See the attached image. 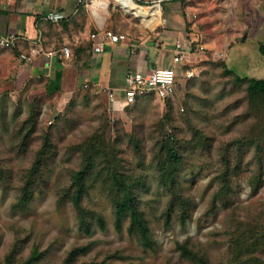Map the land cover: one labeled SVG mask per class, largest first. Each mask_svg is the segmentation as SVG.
<instances>
[{
	"label": "rangeland",
	"instance_id": "374dc122",
	"mask_svg": "<svg viewBox=\"0 0 264 264\" xmlns=\"http://www.w3.org/2000/svg\"><path fill=\"white\" fill-rule=\"evenodd\" d=\"M106 1L98 8L100 17L88 8L82 21L101 22L103 28L124 33L137 50L153 49V58L163 56L159 66L171 60L168 54L176 39H195L176 68L174 95L167 100L140 94L117 113L100 89L81 83L74 91L50 94L45 78L22 76L26 61L0 59V264H6L10 254L13 264H22L35 247L40 254L36 264H64L69 251L82 245L88 249L78 261L108 257L112 264H197L182 252L183 244L204 254L209 264H264V237L255 252L232 260L235 235L248 236L253 227L264 234V109L259 114L249 109L246 82L238 83L229 71L264 78V57L258 50L264 42V0H197L203 5L197 13L180 0H135L147 7L159 4L160 20L154 28L113 0ZM64 45L70 47V57L71 43L61 41L55 47L61 53ZM111 51L107 47L96 54L107 61L120 55ZM114 72L121 81L117 68ZM257 130L258 148L253 140ZM97 131L108 151H117L119 169L132 181L142 180L137 192L149 221L151 247H144L126 223L116 230L104 185L94 178L86 182L83 205L105 217V229L95 226L90 234L79 230L72 203L62 196L80 167L73 146ZM46 133L54 149L30 187L33 195L27 206H15ZM171 133L184 145L178 187L190 204L183 220L177 209L166 220L169 195L157 178V143ZM236 141L242 143L240 166L231 170L227 195L214 199L221 152ZM229 155L236 158L234 151Z\"/></svg>",
	"mask_w": 264,
	"mask_h": 264
},
{
	"label": "trees",
	"instance_id": "16d2710c",
	"mask_svg": "<svg viewBox=\"0 0 264 264\" xmlns=\"http://www.w3.org/2000/svg\"><path fill=\"white\" fill-rule=\"evenodd\" d=\"M61 21H63V19ZM6 33L8 32H0V34ZM258 50L264 57V42L258 44ZM229 71L235 73V80L238 83L246 82L249 109L258 112L257 114L262 112L264 109V78L242 76L237 74L233 69H229ZM56 78L57 81H59L60 75L58 74ZM53 85V88L48 86V93L55 90V83H53ZM167 100H169V98H167ZM256 128H258V124ZM259 132L260 130H257L256 136L253 137L256 148L261 147V145H259L261 139ZM174 136L175 135L171 133L158 141L157 146H159L154 156L158 158L157 162L155 160L158 169V182L166 189L169 195V201L165 210V218L169 220L173 211L177 209L178 211L181 210L180 218L183 220L184 217L189 214L188 205L190 204L188 198L182 194L178 187L180 182V166L184 160V155L182 154L184 145L180 140L175 139ZM248 140L251 141V138L248 137ZM107 145L108 144L102 137V133L97 131L88 136L84 142L73 146L74 151L78 153L80 167L73 174L72 187H69L62 196L70 199L76 214L79 230L86 234H90L94 231L95 226L100 229H105V217L97 210L89 208L85 204L83 205L84 197L87 195L86 182L88 179L94 178L96 183L98 182L106 186V188L103 186L102 191H104V196L108 198L112 205L113 223L116 230L121 231L124 223H126V229L131 234H134L144 247H151L153 238L149 227V221L145 211L140 206V199L137 192V186L142 183V180L140 178L136 179V182L130 180L131 177L126 172L121 171L116 163L115 156L117 151L115 150L114 153H110L108 151L109 145ZM241 146L242 143L236 141L227 148H224L221 152V166L217 173L219 188L214 194V199L226 196L231 189L229 186L230 174L232 169L236 170L240 166ZM53 147L54 144L52 143V139L50 135L46 133L43 136V142L37 151L35 160L32 162L25 176L24 190L18 197L15 206H21V208L27 206L33 195L30 187H32L36 178H38V175L41 173V165L49 153L53 151ZM230 150L234 151L236 154V158H233V160L229 155ZM258 159L260 160L259 155ZM102 162L106 163V165L101 166ZM181 222L183 223V221ZM247 232L248 236L246 232L242 234L244 239L238 237V235L234 237V248L232 250V260L234 263L236 262L235 260H243L244 253L247 255L249 252H255L257 247L260 246L259 241L264 237V234H260L261 232L258 227L250 228ZM180 248L186 256L192 258L193 262L197 264H209L207 259L204 258V254L201 256L197 252L188 249L186 244L181 245ZM87 249L88 245L74 247L69 251L64 264H112L107 260L108 257L78 261V256L86 252ZM39 257L40 254L35 247L22 264H36L37 262H34V260H39ZM6 264H13L11 254L6 257Z\"/></svg>",
	"mask_w": 264,
	"mask_h": 264
},
{
	"label": "crops",
	"instance_id": "0c3cea01",
	"mask_svg": "<svg viewBox=\"0 0 264 264\" xmlns=\"http://www.w3.org/2000/svg\"><path fill=\"white\" fill-rule=\"evenodd\" d=\"M94 1L98 0H0V32H14L20 36L31 38L40 37L42 50L38 52L32 62H24L20 70L22 76H27V78H45L46 90H48V86L53 88V83H55V90H50V94L60 89H63L64 92L74 91L76 86L81 83L88 88L95 89V91L113 88L116 91V106L118 109L122 108L124 110L125 97L123 87L126 71L129 69L143 71L152 69L157 66V63L159 66V63L164 61L163 56L153 58L152 54H154V50L148 47L147 49L143 47L139 50L135 47L132 48V44L127 42V38L119 43L106 45L103 51L105 52L106 48L109 47L112 49L111 52L113 54L118 53L120 55L112 56L108 61L101 54L97 56L92 51L91 41L89 40L90 26H94L95 30L104 26L101 22L94 23L88 21L84 23L82 21L85 14L89 11L88 8L97 17H100L98 8H104L107 5V1L104 0L105 5L97 2L94 6ZM136 1L152 2L153 0ZM180 1L184 3L189 2L186 6L189 11L195 10V13H197L196 10L203 8V5H200L202 3L197 0L195 5L191 3V0ZM113 2L127 11L120 1L113 0ZM154 6L156 5L154 4L149 7ZM50 10L63 13V21L52 22L48 20L45 15ZM100 11L102 10L100 9ZM159 16L160 9L158 12V23L160 20ZM61 41L63 43H71L73 46V53L68 58L62 55L55 47ZM27 49L28 42L24 40L20 42L19 46L14 48L0 47V50L4 51H2L0 59L13 63L14 57H18L19 59L18 53L21 50ZM48 51H53V54L47 55ZM149 53L151 54L150 58L147 56ZM173 54L174 43L168 54L171 56V60L166 65L176 69L180 63L173 61ZM154 62L156 64L152 66ZM115 68H117V72L119 73L117 74L121 77V81H118V77L114 72ZM58 74L60 75L59 81L56 78ZM120 112L121 110L117 113Z\"/></svg>",
	"mask_w": 264,
	"mask_h": 264
},
{
	"label": "built area",
	"instance_id": "2783aa9c",
	"mask_svg": "<svg viewBox=\"0 0 264 264\" xmlns=\"http://www.w3.org/2000/svg\"><path fill=\"white\" fill-rule=\"evenodd\" d=\"M81 1V0H80ZM162 0H153V2L160 3ZM45 17L52 22H60L63 18V13L50 10ZM126 39L124 33H117L111 29L100 28L89 34L91 41V48L94 53H102L105 46L108 44H116ZM184 39V38H183ZM183 39H176L174 42L173 61L175 63H182L187 57L186 48L189 51L195 39L184 41ZM28 42V49L19 53V58L22 61L31 62L38 54L41 48L40 37L31 38L28 36H20L14 32L0 34V47L14 48L19 45L21 41ZM61 54L69 57L71 49L64 45L61 49ZM47 55H52L53 51H48ZM176 69L170 66H156L152 69L134 70L129 69L124 76V103L125 106H130L135 103L140 94L154 93L160 99H167L174 95L176 85ZM99 92H104L108 98L109 106L112 111L118 112L123 109H118L116 106V95L113 88L101 89Z\"/></svg>",
	"mask_w": 264,
	"mask_h": 264
},
{
	"label": "bare ground",
	"instance_id": "6f19581e",
	"mask_svg": "<svg viewBox=\"0 0 264 264\" xmlns=\"http://www.w3.org/2000/svg\"><path fill=\"white\" fill-rule=\"evenodd\" d=\"M115 1H120L122 5L126 8L127 11L130 13L137 15L142 23L146 26H151L154 28V25L158 23V12H159V4H155L156 6L154 7H144L141 5H138L134 0H115ZM102 3L105 5L104 0H98L94 1V6L96 3Z\"/></svg>",
	"mask_w": 264,
	"mask_h": 264
}]
</instances>
